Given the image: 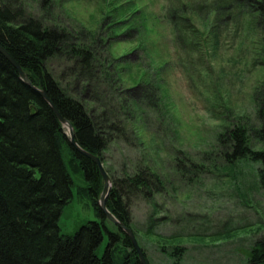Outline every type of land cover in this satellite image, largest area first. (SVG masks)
I'll use <instances>...</instances> for the list:
<instances>
[{"label": "rangeland", "instance_id": "rangeland-1", "mask_svg": "<svg viewBox=\"0 0 264 264\" xmlns=\"http://www.w3.org/2000/svg\"><path fill=\"white\" fill-rule=\"evenodd\" d=\"M5 1L65 30L75 46L89 48L99 71L96 83L81 82L68 57L46 65L88 110L121 121L123 104L135 108L137 123L124 119V136L108 144L102 165L113 180L136 166L161 178L164 189L158 193L130 198L132 224L141 231L152 226L163 237L203 234L166 243L137 233L147 262L174 264L168 244H180L186 253L179 264H244L264 232L260 164L243 160L223 170L230 165L220 135L240 124L250 148L264 150L254 135L259 114L264 117V32L249 29L230 0ZM188 27L190 40L181 32ZM182 44L194 46L187 75L177 62ZM73 67L75 75L69 71ZM71 177L76 187L83 185L80 174ZM93 220L90 205L76 195L58 225L62 234H71Z\"/></svg>", "mask_w": 264, "mask_h": 264}, {"label": "trees", "instance_id": "trees-1", "mask_svg": "<svg viewBox=\"0 0 264 264\" xmlns=\"http://www.w3.org/2000/svg\"><path fill=\"white\" fill-rule=\"evenodd\" d=\"M230 2L243 15L249 29L264 32V0ZM181 32L189 40L193 36L189 27ZM0 47L21 67L31 86L43 92L72 126L76 144L100 158L102 165L108 144L115 136L123 138L124 121L137 123L135 108L130 104L122 105L126 117L120 121L104 113L97 116L70 95L48 71L47 62L56 57L72 59L78 78L90 84L97 82L99 74L98 67H94V55L88 47L75 46L71 34L65 30L27 17L5 0H0ZM179 48L182 53L178 51L177 62L187 75L191 72L189 53L194 46L182 44ZM72 74L75 75L74 70ZM113 77L109 63L110 91L115 88L110 82ZM31 107L35 108V114L31 113ZM259 115L262 122L254 135L264 144V117ZM220 137L222 143L227 141L232 146L228 152L227 144L223 145L225 161L230 165L223 170L230 171L237 161L259 163L257 184L264 191V150L250 148L249 134L240 124ZM71 172L80 174L82 186H75ZM105 172L111 182L106 209L132 231L136 241L140 232L166 243L203 236L198 232L193 235L175 232L163 237L154 233L152 226L141 231L132 224L130 198L139 194L149 198V194L158 193L164 189L161 178L147 167L139 170L136 166L134 171L116 180ZM102 190L103 179L97 165L69 145L65 129L50 105L20 79L0 53V264H140L130 238L101 211ZM76 195L86 200L96 220L84 222L71 234H62L59 219ZM163 219L158 220L164 222ZM168 245L173 248L174 264H179L186 253L185 245ZM244 264H264V232L251 244Z\"/></svg>", "mask_w": 264, "mask_h": 264}, {"label": "water", "instance_id": "water-1", "mask_svg": "<svg viewBox=\"0 0 264 264\" xmlns=\"http://www.w3.org/2000/svg\"><path fill=\"white\" fill-rule=\"evenodd\" d=\"M0 53L10 62V64L15 68V70L18 72L20 79L25 82L26 84H28L30 87H32L34 90H36L44 99L45 101L50 105V107L52 108L53 112L55 113V115L57 116L59 122L62 124L63 128L67 129V132L65 131V135L68 138L69 141V145L76 150L77 152H79L80 154H82L83 156L89 158L91 161H93L97 167L99 168L100 174L102 176L103 179V190L100 196V200H99V207L101 209V211L103 212L104 216L108 219L109 222H111L112 224H114L119 230H121L123 233H125L131 240L137 254H138V258L140 260V264H147L143 253L140 249V247L138 246V243L132 233V231L127 228L124 224L120 223L107 209H106V200H107V196L109 194L110 188H111V182L110 179L107 175V173L105 172L101 160L98 157L92 156L89 153L85 152L83 149H81L75 142L74 140V134H73V130H72V126L65 120L63 119L59 112L57 111V109L52 105V103L47 99V97L45 96V94L43 92H41L38 89H35L33 86H31L30 82L28 81L27 77L25 76L24 72L22 71L21 67L11 58V56L0 47ZM36 110L34 107H31V113L35 114Z\"/></svg>", "mask_w": 264, "mask_h": 264}]
</instances>
